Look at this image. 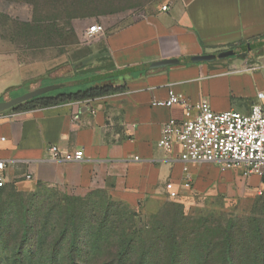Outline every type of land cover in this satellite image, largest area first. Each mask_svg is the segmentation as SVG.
Listing matches in <instances>:
<instances>
[{
  "label": "crops",
  "instance_id": "crops-1",
  "mask_svg": "<svg viewBox=\"0 0 264 264\" xmlns=\"http://www.w3.org/2000/svg\"><path fill=\"white\" fill-rule=\"evenodd\" d=\"M130 19L126 13L110 15L101 24V72L78 66L66 54L28 63L0 55V102L89 70L123 89L104 98L0 114L6 187L22 188L31 174L35 183L76 197L102 193L132 209L155 211L169 199L167 183H174L179 196L187 192L184 168L191 188L211 170L210 164L183 163L177 152L158 148L171 119L190 117L179 106L158 107L155 101L167 100L173 90L192 104L207 101L217 113L248 114L256 104L264 111V0H172ZM53 145L63 153L82 151L84 159L53 162Z\"/></svg>",
  "mask_w": 264,
  "mask_h": 264
},
{
  "label": "rangeland",
  "instance_id": "rangeland-1",
  "mask_svg": "<svg viewBox=\"0 0 264 264\" xmlns=\"http://www.w3.org/2000/svg\"><path fill=\"white\" fill-rule=\"evenodd\" d=\"M171 1L88 0L82 6L69 0H0V55L28 63L66 54L78 66L101 72L106 67V47L103 38L87 36L88 28L104 23L110 15L126 13L132 22ZM86 8L91 15L75 18ZM77 90L66 88L65 92ZM210 169L193 188L177 199H163L155 211L118 202L113 206L102 193L76 197L33 180L22 188L7 187L0 191V264H71L67 253L72 247L82 252L77 264H109L116 251L115 230L99 244L84 238L88 227L96 231L105 224L107 209L122 215L126 239H138L148 233V224L151 229L158 224L169 226L168 221L176 224L183 217L213 222L245 218L264 203L263 181L247 174L246 168L225 170L210 164ZM95 249L101 251L99 255Z\"/></svg>",
  "mask_w": 264,
  "mask_h": 264
},
{
  "label": "trees",
  "instance_id": "trees-1",
  "mask_svg": "<svg viewBox=\"0 0 264 264\" xmlns=\"http://www.w3.org/2000/svg\"><path fill=\"white\" fill-rule=\"evenodd\" d=\"M69 1L82 6L88 2ZM81 12L84 13L78 14L75 18H86L91 15L88 14V8ZM110 78L96 74L92 70L80 71L74 78L65 81L68 87L64 84L63 91L56 90L36 97L9 111L51 108L76 101L104 98L123 91L122 88L109 83ZM74 87L78 90L65 92L66 88ZM108 198L113 206L118 204ZM103 217L105 224L96 231H89L88 227L84 238L86 241L89 237L99 244L111 238L112 234L109 232L115 230L116 251L109 264H264V203L256 205L252 215L245 218L213 222L206 218L196 220L183 217L182 221L179 220L176 224L168 221L166 223L169 226L158 224L156 227L153 225L151 229L148 224V233L144 238L138 239H126V230L121 227L123 223L121 214L107 209ZM112 218L116 221H111ZM105 231L107 233H104ZM100 252L98 251L97 255ZM81 253L72 247L67 253V258L71 264H77V258Z\"/></svg>",
  "mask_w": 264,
  "mask_h": 264
},
{
  "label": "built area",
  "instance_id": "built-area-1",
  "mask_svg": "<svg viewBox=\"0 0 264 264\" xmlns=\"http://www.w3.org/2000/svg\"><path fill=\"white\" fill-rule=\"evenodd\" d=\"M163 11L167 7L162 8ZM105 33L101 24H94L87 30L90 38ZM263 94H259V99ZM154 106L173 108L181 107L188 119H171L164 127L158 148L166 154L178 153L183 163L217 164L225 170L244 167L247 174L259 177L264 183V111L260 104L252 107L250 113L236 111L215 112L207 101L192 104L182 94L169 91L168 99L155 101ZM194 114V116H192ZM5 138H0L4 142ZM48 158L53 162H81L82 151L63 153L53 145L48 148ZM6 162L0 160V189L7 185L5 176ZM184 189H191L192 177L184 168ZM31 181V174L26 175ZM169 199H177L179 192L174 183L166 184Z\"/></svg>",
  "mask_w": 264,
  "mask_h": 264
},
{
  "label": "water",
  "instance_id": "water-1",
  "mask_svg": "<svg viewBox=\"0 0 264 264\" xmlns=\"http://www.w3.org/2000/svg\"><path fill=\"white\" fill-rule=\"evenodd\" d=\"M59 88L60 86H57V85H48V86H44L39 89H36L34 91L28 92L20 97L11 99L9 101L0 102V114L5 113L15 108L16 106H19L31 99L54 92L58 90Z\"/></svg>",
  "mask_w": 264,
  "mask_h": 264
}]
</instances>
